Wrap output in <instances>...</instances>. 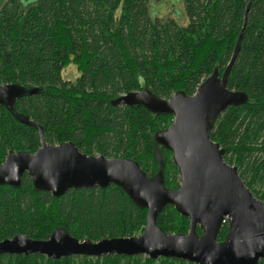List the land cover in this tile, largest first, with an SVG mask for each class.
<instances>
[{"label": "trees", "instance_id": "1", "mask_svg": "<svg viewBox=\"0 0 264 264\" xmlns=\"http://www.w3.org/2000/svg\"><path fill=\"white\" fill-rule=\"evenodd\" d=\"M162 1L8 0L0 9V85L40 90L19 99L15 110L43 128L48 144L72 142L89 156L132 160L150 177L162 167L166 187L177 190L181 179L173 155L154 142L173 116L111 102L143 88L161 99L192 96L216 68L222 76L244 28L247 0H184L186 27L152 16L150 5ZM250 2L228 86L246 94L248 103L227 109L214 122L211 138L264 202V0ZM70 64L80 73L75 81L62 78ZM40 148L39 132L0 106V165L9 151L35 154ZM146 217L147 210L117 186L73 189L55 198L36 191L25 174L20 188L0 187V242L19 235L44 241L58 228L81 242L131 238L143 232ZM157 224L168 234L189 232L188 219L172 206ZM228 231L226 221L219 241ZM0 264L192 263L146 256L2 255Z\"/></svg>", "mask_w": 264, "mask_h": 264}, {"label": "water", "instance_id": "2", "mask_svg": "<svg viewBox=\"0 0 264 264\" xmlns=\"http://www.w3.org/2000/svg\"><path fill=\"white\" fill-rule=\"evenodd\" d=\"M250 5L247 0L244 28L222 76L216 68L192 96L177 93L161 99L143 88L111 102L115 107H143L156 116H173V123L157 132L154 142L157 150L164 148L173 155L181 179L177 190L166 187L162 167L150 177L132 160L89 156L72 142L48 144L43 128L15 110L19 99L40 90L0 85V106L19 123L35 128L41 138V148L35 154L8 152L0 165V187L20 188L25 174L36 191L55 198L73 189L117 186L138 208L147 210L146 226L136 237L81 242L58 228L44 241L22 235L4 240L0 242V256L43 255L52 260L146 256L192 264H259L264 260V202L245 185L238 168L226 163V150L211 138L214 122L227 109L248 103L246 94L231 91L228 86ZM168 206L188 219V234H168L158 226V217ZM226 221L229 231L224 241H219Z\"/></svg>", "mask_w": 264, "mask_h": 264}, {"label": "rangeland", "instance_id": "3", "mask_svg": "<svg viewBox=\"0 0 264 264\" xmlns=\"http://www.w3.org/2000/svg\"><path fill=\"white\" fill-rule=\"evenodd\" d=\"M8 0H0V9ZM30 2H35L37 0H27ZM23 4L24 0H21ZM151 14L153 17H159L162 19L172 18L180 26L186 27L189 23V20L185 11L184 0H163L160 3H152L150 5ZM80 76L77 66L70 64L62 73V78L67 81H75ZM158 157L161 155L158 153ZM161 159V158H160Z\"/></svg>", "mask_w": 264, "mask_h": 264}]
</instances>
